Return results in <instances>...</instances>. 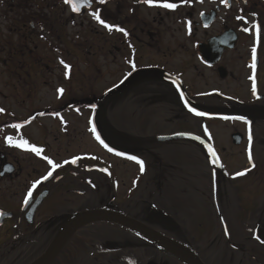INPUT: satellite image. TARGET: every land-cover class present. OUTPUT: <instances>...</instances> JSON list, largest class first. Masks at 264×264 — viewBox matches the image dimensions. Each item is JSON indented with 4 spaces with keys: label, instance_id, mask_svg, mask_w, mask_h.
Listing matches in <instances>:
<instances>
[{
    "label": "flooded vegetation",
    "instance_id": "flooded-vegetation-1",
    "mask_svg": "<svg viewBox=\"0 0 264 264\" xmlns=\"http://www.w3.org/2000/svg\"><path fill=\"white\" fill-rule=\"evenodd\" d=\"M163 2L177 7L157 6ZM99 62L118 78L104 92L121 94L117 107L94 108V97L78 104L68 86L78 78L68 73L59 78L58 108H0V264L50 255L49 264H264V0H0L6 79L33 88L35 68L86 65L90 76ZM170 77L197 108L242 119L194 117ZM48 118L59 124L60 142L94 143L95 133L103 137L97 118L102 128L118 121L121 132L103 139V160L89 152L62 158L45 154ZM174 134L202 139L217 162L201 142H157ZM21 139L41 153L14 146ZM237 163L244 166L232 171Z\"/></svg>",
    "mask_w": 264,
    "mask_h": 264
},
{
    "label": "rangeland",
    "instance_id": "rangeland-1",
    "mask_svg": "<svg viewBox=\"0 0 264 264\" xmlns=\"http://www.w3.org/2000/svg\"><path fill=\"white\" fill-rule=\"evenodd\" d=\"M184 39V38H182ZM189 39V38H188ZM199 37L197 36L198 40ZM68 68H65V65L58 67L57 65H48V70L46 71H39L33 69L31 73H37L41 75L40 80L34 81L32 83H35L33 88H27L25 87L24 83L17 82V81H11L6 79L5 76L0 75V108H13L15 113L19 110H23L24 108H58V105L60 103L59 96L56 93L57 86L61 83L59 82V78L61 77V74L65 77L66 74H72L75 75L76 78H78L77 85H72L71 83L68 84L69 88L74 89L78 93V95H72V98L78 99V104L81 102H87V99L91 100L92 97L95 99V103L97 100L102 98L104 95V92L108 87L112 86L114 83L117 82L118 78L117 76L108 75V73L105 72L104 64L102 62L94 63L93 65V72L89 76V73L85 70H87L86 65H68ZM43 67V66H40ZM113 69V67H111ZM0 72H3L2 66H0ZM43 74L46 75V78L43 77ZM39 77V76H38ZM88 79L89 82H88ZM93 82V91L88 90V87L91 86ZM194 83V90L193 93H199L200 91V84L198 81H192ZM45 83V84H44ZM62 84L65 86V81H62ZM202 89V86H201ZM65 92V91H64ZM142 94V93H141ZM67 96V95H65ZM118 98L119 103H111L112 98ZM121 103V94L118 92L110 94V98L106 100V102L103 104L98 105L96 108H106L111 106L117 107ZM83 108V107H78ZM92 108V107H91ZM19 109V110H18ZM64 118H67L65 115ZM108 120V115L106 116ZM110 119V117H109ZM68 121H73V116H68ZM85 121V118H84ZM112 122V121H111ZM209 124L214 123V121H208ZM116 124L115 128L111 126L109 129L108 127L102 128L100 119H96V125L99 129V133L103 135L102 139H112V138H119V133L121 132L119 128V122L115 120L114 122ZM212 127V126H211ZM47 131L45 133V139H46V151L45 154L54 155L58 152L61 153L62 158H65L67 155L76 154V153H94L95 156L103 160L101 158L102 150L100 146L98 145L96 139L94 140V143L90 142H83V143H69V142H60V139L62 137H65L63 133L60 132L59 124L55 120H51L48 118L46 123ZM126 133L129 135H134L135 130L133 129H126ZM37 134V131L35 130V136ZM29 135H32V129L29 131ZM214 136H216L218 139H220V136L217 134L216 131H214ZM97 137V136H96ZM33 138H36L33 136ZM107 139V140H108ZM217 141V140H216ZM68 143V144H66ZM180 143V142H176ZM219 143L221 141L219 140ZM172 145V144H171ZM175 147V145H174ZM19 158L22 161H25L26 156L19 155ZM244 166V163H237L234 165V169L232 168V171H235L237 169H240ZM119 168L121 171L125 168H122L121 165H119Z\"/></svg>",
    "mask_w": 264,
    "mask_h": 264
},
{
    "label": "water",
    "instance_id": "water-1",
    "mask_svg": "<svg viewBox=\"0 0 264 264\" xmlns=\"http://www.w3.org/2000/svg\"><path fill=\"white\" fill-rule=\"evenodd\" d=\"M169 82L174 86V88H175V90H176V92H177V94L179 96V99H180L182 105L186 108L187 111H189V108H195L197 111L203 112L205 114L203 116H197L193 112L189 111L194 116L199 117V118H204V119H219V118H222V119H239V118H241L239 115L227 114V113H216V112H212V111L201 110V109L197 108L188 99V97L186 96V94L182 90L181 83H180L179 80H177L174 77H170L169 78ZM182 139H191V140H195L197 142H201L202 145H204V147L206 149V152H207V155L209 156V158H210V160L212 162V157H211V154L209 152V148H211V147L206 142H204L202 139H200V138L197 139V137H195V136L183 135V134L182 135L181 134H175V135H171V136H167V137H159L157 139V142H159V143L160 142H171V141L182 140ZM216 162H217V160H216ZM217 165H218V163L215 166H217ZM93 215L96 216V215H99V213L94 212L92 214V216ZM87 217H90V215L88 214ZM87 217H82V220H80L76 224H74L73 227L71 228V229H73L72 232L75 231L80 226V223L82 221H84L85 219H87ZM135 228L138 229L144 235H147L150 238H154L156 236L153 232H151L149 229H147V228H145L143 226L136 225ZM163 245L168 251H169V249H170V251H173V252L169 251L171 254L174 253L173 255H176V256L178 255L179 257L181 256L182 261L184 262V258L183 257H184L185 254L182 253V250L176 244H173V243H170V242L166 241V242H163ZM52 257H53V255L52 256L50 255L48 258H45V259L41 260L40 263H38V264H49L50 261L52 260Z\"/></svg>",
    "mask_w": 264,
    "mask_h": 264
},
{
    "label": "snow or ice",
    "instance_id": "snow-or-ice-1",
    "mask_svg": "<svg viewBox=\"0 0 264 264\" xmlns=\"http://www.w3.org/2000/svg\"><path fill=\"white\" fill-rule=\"evenodd\" d=\"M65 2L67 3V2H69V0H65ZM101 2H104V0H101ZM143 2L148 3L149 5H153L154 0H143ZM157 6H162V7H164V8L170 9V10H174V9L177 7L176 4H174V3H169V2H163V3H161V4L157 5ZM73 10H74V11L77 10V7H76L75 4H73ZM94 15H96V19H97L101 24H103L104 27L109 28V30L112 29L113 26L108 25L105 21L101 20L98 14H94ZM116 30H117V31H121V32L124 31V29L119 28V27H117ZM244 30L247 31V29H244ZM257 31H259V29H257ZM125 35H127L126 32H125ZM253 61L255 62V48L253 49ZM61 63H63V61H61ZM68 67H69V66L65 64V68H68ZM253 67H254V63H253ZM61 91H62V90H61ZM253 91H254V93H255V85L253 86ZM0 111H3V110L0 109ZM189 111L193 112V113H194L195 115H197V116H203V115H205L203 112H199V111H197L195 108H189ZM239 119H242V118H239ZM13 127H15V128H19V127H21V125H13ZM92 131L95 132V128H93ZM181 135H182V134H181ZM97 139H99V136H97ZM197 139H198V137H197ZM250 139H251V137H250ZM7 142H8L9 144H12V138H11V137H8V138H7ZM101 142H102V141H101ZM102 143H103V142H102ZM14 146H16V147H20V148H25V149H29V148H30V150L33 151L34 153H36L37 155H39V154L41 153V151H42V149H40V148H38V147H35V146H29L28 141L23 140V139H21L18 143L14 144ZM105 147H107V145H105ZM109 151H111V149H109ZM209 152H210L211 157H212V162L215 163L216 160H217L216 154L212 151L211 148H209ZM129 158L135 160V161L140 165L141 171L144 170V162H143L142 160H139V159H137V158L134 157V156H133V157H129ZM249 161L251 162V154H250V153H249ZM48 162H49V164L52 165V168H53V169L59 167V165H57V164H53V162H52L51 160H49ZM74 162H75V160H73V163H74ZM65 163H67V162H65ZM247 171H250V169H249V170H245V172H239V173H236V176L245 175ZM51 175H52V172L50 171V172H48V174H47L46 176H44L42 179H43V180H47ZM38 183H40V181H37L36 183H34V184H33V188H35V187H36V184H38ZM31 194H32V193H31V190H30L29 193H28V196L25 197V203H26V204L28 203V199L31 197ZM226 234H227V230H226Z\"/></svg>",
    "mask_w": 264,
    "mask_h": 264
},
{
    "label": "trees",
    "instance_id": "trees-1",
    "mask_svg": "<svg viewBox=\"0 0 264 264\" xmlns=\"http://www.w3.org/2000/svg\"><path fill=\"white\" fill-rule=\"evenodd\" d=\"M108 97L110 98V95L103 96L102 98H100L99 100H97L95 104L98 106L100 104H103V102L105 103L106 100L108 99ZM113 102L119 103V99L116 98V97H114V98L111 99V103H113Z\"/></svg>",
    "mask_w": 264,
    "mask_h": 264
},
{
    "label": "bare ground",
    "instance_id": "bare-ground-1",
    "mask_svg": "<svg viewBox=\"0 0 264 264\" xmlns=\"http://www.w3.org/2000/svg\"><path fill=\"white\" fill-rule=\"evenodd\" d=\"M169 251H170V249H169ZM170 252H173V251H170Z\"/></svg>",
    "mask_w": 264,
    "mask_h": 264
}]
</instances>
